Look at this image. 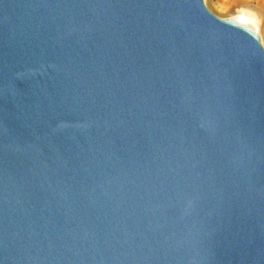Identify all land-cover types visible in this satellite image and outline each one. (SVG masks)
Masks as SVG:
<instances>
[{"label":"water","instance_id":"obj_1","mask_svg":"<svg viewBox=\"0 0 264 264\" xmlns=\"http://www.w3.org/2000/svg\"><path fill=\"white\" fill-rule=\"evenodd\" d=\"M0 264H264V48L204 0H0Z\"/></svg>","mask_w":264,"mask_h":264},{"label":"rangeland","instance_id":"obj_2","mask_svg":"<svg viewBox=\"0 0 264 264\" xmlns=\"http://www.w3.org/2000/svg\"><path fill=\"white\" fill-rule=\"evenodd\" d=\"M211 12L254 31L264 48V0H204ZM221 6L222 9L217 8Z\"/></svg>","mask_w":264,"mask_h":264},{"label":"bare ground","instance_id":"obj_3","mask_svg":"<svg viewBox=\"0 0 264 264\" xmlns=\"http://www.w3.org/2000/svg\"><path fill=\"white\" fill-rule=\"evenodd\" d=\"M217 8H219V9H222V7H221V6H217Z\"/></svg>","mask_w":264,"mask_h":264}]
</instances>
